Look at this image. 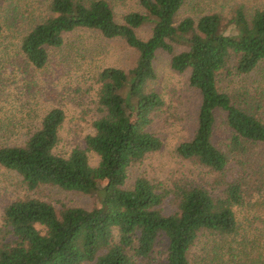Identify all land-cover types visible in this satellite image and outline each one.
<instances>
[{
    "label": "trees",
    "instance_id": "trees-1",
    "mask_svg": "<svg viewBox=\"0 0 264 264\" xmlns=\"http://www.w3.org/2000/svg\"><path fill=\"white\" fill-rule=\"evenodd\" d=\"M187 1L138 0L143 13H130L119 24L106 0H52L49 16L23 37L22 53L37 69L46 66L49 49L61 48L64 36L80 29L124 40L138 52V60L128 71L105 68L99 73L101 117L93 124L95 133L86 137L85 149L73 150L68 158L56 154L66 120L59 108L44 117L23 145L0 147V167L20 175L30 191L52 186L97 201L91 210H58L37 198L7 205L0 264H138L150 261L165 240V258L157 264H194L189 253L202 233L239 234L234 207L264 191V164L253 151L255 145L264 147V121L258 116L262 106L248 92H221L218 80L224 72L251 74L264 62V10L249 17L239 6L230 19L214 13L180 20ZM22 12L14 10L12 24L24 25L29 13ZM146 25L152 34L144 40L137 30ZM158 53L171 56L174 71H190V86L201 96L194 137L177 152L222 175L224 198L188 180L177 182L170 194L144 177L128 187L130 168L163 147L151 131L167 113L162 97L150 88ZM217 112L226 113L232 132L228 152L213 142ZM89 153L99 157L98 167L91 166ZM231 163L235 173L228 180ZM172 193L177 211L164 215L161 207Z\"/></svg>",
    "mask_w": 264,
    "mask_h": 264
},
{
    "label": "rangeland",
    "instance_id": "rangeland-1",
    "mask_svg": "<svg viewBox=\"0 0 264 264\" xmlns=\"http://www.w3.org/2000/svg\"><path fill=\"white\" fill-rule=\"evenodd\" d=\"M115 19L124 23L130 13H143L138 0H106ZM52 0H4L0 4V147L23 145L39 129L44 117L53 109L65 112L66 120L59 131L56 154L68 158L73 150L86 148V137L95 133L93 124L98 111L97 83L105 68L128 71L138 60V52L122 39H107L99 31L80 29L64 36V45L49 49V60L42 69L32 66L22 53V40L32 26L49 16ZM245 7L251 17L256 10H264V0H188L179 19L198 20L209 14H221L230 19L237 7ZM14 10L28 11L24 25L12 24ZM33 13V16L31 15ZM152 27L137 30L141 39H148ZM182 50H177L180 52ZM156 80L151 89L166 103L167 113L157 119L151 131L162 140L163 147L129 170L128 187L144 177L160 190L173 191L183 180L192 181L209 189L215 197H225L222 175L210 171L199 162L183 159L178 147L190 141L197 129L200 93L190 86V71L178 73L171 67V56L158 53L154 63ZM223 93H250L257 98L258 116L264 121V62L251 74L237 75L224 72L218 80ZM232 132L226 123V113L217 112L213 142L228 152ZM254 158L264 164V147L253 146ZM92 167L99 165V157L89 153ZM235 173L231 163L228 180ZM37 198L51 203L58 210L66 206L91 210L97 201L91 196L68 192L57 187L41 186L30 191L23 178L0 167V231L4 223V209L20 199ZM173 193L164 201L162 213L171 215L177 209ZM239 234L223 238L209 232L202 233L192 247L189 257L194 264H264V191L246 198L242 206H235ZM167 241L160 242L155 255L138 264H157L164 261Z\"/></svg>",
    "mask_w": 264,
    "mask_h": 264
}]
</instances>
